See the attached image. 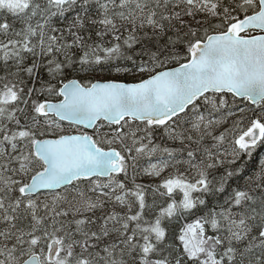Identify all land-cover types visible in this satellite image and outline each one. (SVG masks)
<instances>
[{
    "label": "snow or ice",
    "instance_id": "1",
    "mask_svg": "<svg viewBox=\"0 0 264 264\" xmlns=\"http://www.w3.org/2000/svg\"><path fill=\"white\" fill-rule=\"evenodd\" d=\"M0 264H264V0H0Z\"/></svg>",
    "mask_w": 264,
    "mask_h": 264
}]
</instances>
